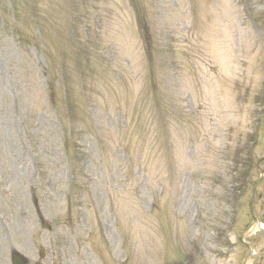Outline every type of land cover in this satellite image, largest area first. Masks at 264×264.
I'll use <instances>...</instances> for the list:
<instances>
[{
  "label": "rangeland",
  "instance_id": "obj_1",
  "mask_svg": "<svg viewBox=\"0 0 264 264\" xmlns=\"http://www.w3.org/2000/svg\"><path fill=\"white\" fill-rule=\"evenodd\" d=\"M261 114L264 0H0V264H243Z\"/></svg>",
  "mask_w": 264,
  "mask_h": 264
},
{
  "label": "water",
  "instance_id": "obj_2",
  "mask_svg": "<svg viewBox=\"0 0 264 264\" xmlns=\"http://www.w3.org/2000/svg\"><path fill=\"white\" fill-rule=\"evenodd\" d=\"M16 260L19 264H25V262H23L22 259L19 257H16Z\"/></svg>",
  "mask_w": 264,
  "mask_h": 264
},
{
  "label": "bare ground",
  "instance_id": "obj_3",
  "mask_svg": "<svg viewBox=\"0 0 264 264\" xmlns=\"http://www.w3.org/2000/svg\"><path fill=\"white\" fill-rule=\"evenodd\" d=\"M0 211H1V207H0Z\"/></svg>",
  "mask_w": 264,
  "mask_h": 264
}]
</instances>
